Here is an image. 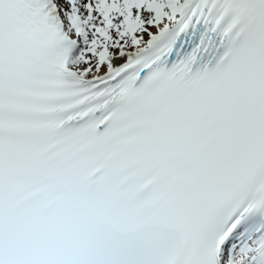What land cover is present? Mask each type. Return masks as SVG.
I'll use <instances>...</instances> for the list:
<instances>
[{"label":"snow or ice","instance_id":"1","mask_svg":"<svg viewBox=\"0 0 264 264\" xmlns=\"http://www.w3.org/2000/svg\"><path fill=\"white\" fill-rule=\"evenodd\" d=\"M0 264H264V0H0Z\"/></svg>","mask_w":264,"mask_h":264}]
</instances>
